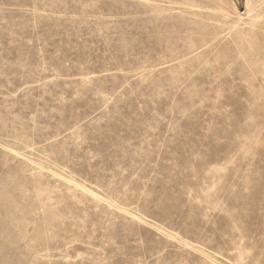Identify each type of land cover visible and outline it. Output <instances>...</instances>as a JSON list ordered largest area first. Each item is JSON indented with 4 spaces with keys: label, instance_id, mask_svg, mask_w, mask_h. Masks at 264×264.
<instances>
[{
    "label": "rangeland",
    "instance_id": "rangeland-1",
    "mask_svg": "<svg viewBox=\"0 0 264 264\" xmlns=\"http://www.w3.org/2000/svg\"><path fill=\"white\" fill-rule=\"evenodd\" d=\"M0 264H264V0H0Z\"/></svg>",
    "mask_w": 264,
    "mask_h": 264
},
{
    "label": "bare ground",
    "instance_id": "bare-ground-1",
    "mask_svg": "<svg viewBox=\"0 0 264 264\" xmlns=\"http://www.w3.org/2000/svg\"><path fill=\"white\" fill-rule=\"evenodd\" d=\"M261 198V197H260Z\"/></svg>",
    "mask_w": 264,
    "mask_h": 264
}]
</instances>
